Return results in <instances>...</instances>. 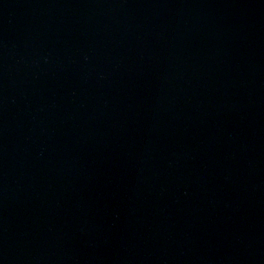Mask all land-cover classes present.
Listing matches in <instances>:
<instances>
[{
    "label": "water",
    "instance_id": "95a60500",
    "mask_svg": "<svg viewBox=\"0 0 264 264\" xmlns=\"http://www.w3.org/2000/svg\"><path fill=\"white\" fill-rule=\"evenodd\" d=\"M0 264H264V0H0Z\"/></svg>",
    "mask_w": 264,
    "mask_h": 264
}]
</instances>
